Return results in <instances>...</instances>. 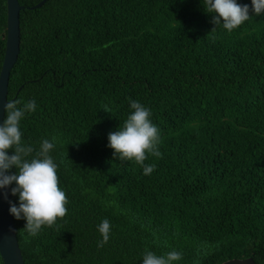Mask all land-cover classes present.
<instances>
[{"label": "trees", "instance_id": "1", "mask_svg": "<svg viewBox=\"0 0 264 264\" xmlns=\"http://www.w3.org/2000/svg\"><path fill=\"white\" fill-rule=\"evenodd\" d=\"M40 1L19 0L8 100L35 101L20 121L24 144L38 151L56 138L50 155L68 212L36 236L14 217L25 264H143L146 249L180 252L174 264H264V12L236 0L250 15L229 32L212 22L205 0L31 8ZM7 16L0 0V72ZM131 101L159 130L160 156L144 161L155 165L150 175L108 146ZM104 219L110 238L99 247Z\"/></svg>", "mask_w": 264, "mask_h": 264}, {"label": "clouds", "instance_id": "2", "mask_svg": "<svg viewBox=\"0 0 264 264\" xmlns=\"http://www.w3.org/2000/svg\"><path fill=\"white\" fill-rule=\"evenodd\" d=\"M252 13L264 12V0H251ZM207 13L213 15L215 25L223 22V28L231 32L249 19L248 5H241L236 0H205ZM19 101L8 102L4 108L6 113L3 125L0 126V189L15 183L11 189L12 195L19 196V206L9 201L10 214L15 219H25L24 230L31 236H36L43 226H53L58 219H63L68 212L66 193L59 187L57 174L58 165L50 152L54 149L55 137L52 141L44 139L39 150L22 142L20 121L27 112H34L35 101L26 102L19 107ZM133 110L118 131L109 133V147L121 160H135L143 166L144 175H150L155 165H144L147 154L160 156L157 150L159 130L151 120V112L138 101H131ZM12 149L14 154L8 155ZM35 152V155L33 153ZM31 157V159H28ZM15 167L16 173H9ZM111 225L104 219L98 226L103 239L98 242L102 247L109 241ZM182 259V254L172 250L164 255H156L145 250L143 264H174Z\"/></svg>", "mask_w": 264, "mask_h": 264}, {"label": "water", "instance_id": "3", "mask_svg": "<svg viewBox=\"0 0 264 264\" xmlns=\"http://www.w3.org/2000/svg\"><path fill=\"white\" fill-rule=\"evenodd\" d=\"M47 0H41L31 8H38ZM24 8L19 0H7V35L6 51L0 72V126L5 118L4 108L8 102V86L11 70L17 62L20 53L21 27L20 12ZM8 174V173H6ZM12 202L11 187L0 189V254L4 264H25L22 249L19 244L14 216L10 214ZM221 264H257L252 257L234 258Z\"/></svg>", "mask_w": 264, "mask_h": 264}]
</instances>
